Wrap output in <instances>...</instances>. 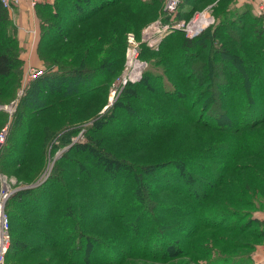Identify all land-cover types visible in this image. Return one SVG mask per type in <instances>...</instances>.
<instances>
[{"label": "trees", "instance_id": "16d2710c", "mask_svg": "<svg viewBox=\"0 0 264 264\" xmlns=\"http://www.w3.org/2000/svg\"><path fill=\"white\" fill-rule=\"evenodd\" d=\"M236 3L183 0L175 21H188L208 8L216 22L191 39L180 30L168 34L156 54L143 48L142 59L164 72L149 68L124 96L127 103L116 102L105 115L90 118L83 111L93 108L89 102L101 98V84H106L101 80L103 43L113 46L105 58L119 56L106 73L117 72L125 33L138 32L136 19L149 17L145 11L153 5L148 0H55L36 6L50 10L43 14L42 43L56 47L107 9L124 10L109 19L105 30L75 37L84 47L70 52L66 43L61 53L50 52L47 61L58 70L34 80L10 124L17 127L8 136L0 169L15 177L16 185L28 187L14 191L6 202L8 264L44 247L51 254L34 264H126L130 258L156 257L165 262L187 257V264L250 262L251 251L264 239L263 223L254 217V197L257 192L264 197V22L236 9ZM13 25L0 0L2 107L13 99L21 78ZM94 74L93 87L83 80L69 82ZM64 98L73 109L82 98L88 105L71 114L60 101ZM40 114L60 120L56 132L69 129L61 137L65 140L68 132L98 119L87 127L84 142L55 161L48 180L34 185L39 171L24 173L23 165H43L47 159L49 140L32 144L31 138ZM8 122L0 109V133ZM20 131H25L21 139L16 136ZM173 131L183 133L180 141L172 154L161 153L160 140ZM115 138L126 139L123 150L110 144ZM31 152L40 159H32ZM196 171L206 178L201 196L193 191ZM32 233L31 241L25 239Z\"/></svg>", "mask_w": 264, "mask_h": 264}, {"label": "rangeland", "instance_id": "374dc122", "mask_svg": "<svg viewBox=\"0 0 264 264\" xmlns=\"http://www.w3.org/2000/svg\"><path fill=\"white\" fill-rule=\"evenodd\" d=\"M148 1L150 4L152 3L153 5V7L148 8L145 11L147 15H149V17L144 18L143 16H140L139 18L136 19L135 26L138 29V32L128 30L125 33L124 50L120 58V64L122 65L117 67L118 68L117 72L116 71L112 72L113 71L112 70L111 72L106 73L107 69L111 68V66H115L111 63V61L117 62L119 60V56L113 57V59H110V60H108V58H105V57H109L113 49V46H110L107 43H103V46H102L103 50H101L100 52V57L102 59L101 62L103 63L102 65L103 75H102L101 80H104L106 84H103V83L101 84L102 92H103L101 98L98 100L96 99L95 102L94 101L89 102L91 107L93 108L83 111L85 117L90 118L94 114H97L98 117H100V116L105 115V113H107L110 110V108L114 106L116 102H121L124 100L125 103H127V101L124 99V96L127 94L128 90H130L132 86L140 83L141 80H143V77H145L149 68L155 71H159L158 73L164 72V67L162 68L161 66L160 67L157 66L153 68L149 66L150 63H148V61L142 59L143 48L146 47L150 49L151 52L156 54L159 52L160 44L167 37V35L164 36L162 40L158 43V45H155V46H153L149 42V40H146V35L144 36L145 31L150 26H152L154 23H156L158 20L164 19V12L162 8L163 6H162L161 0H148ZM54 2L55 0H42L40 4L41 5L53 4ZM42 9L43 7L42 8H38V7L32 8L31 10L32 13L28 16L27 23H30V25H28L29 26L28 29H30L31 31H36L37 33L35 36V39L32 36L31 41L30 40L26 41L29 38V35L25 34L24 31L21 32V30L19 29L23 25H21V23H18L17 18L15 17L16 9L14 10L13 14L10 15L12 18V22L14 24L13 27L17 31L16 38L18 40V45H19L18 47L20 50V58H21L22 64H21V72H20L21 78H20L19 87L18 89H16L13 99L6 105H3V109L6 111L9 117V122L6 123L5 128H7V132H9L10 127H11V131L9 135H6L7 139L5 138L4 144L0 148V168L2 167V164H4V160L2 159V154H3V151L6 150L7 148L6 144H9L8 136L12 135L13 133L12 130L15 129V127H17V124L13 125L12 123V126L10 124L13 118L15 117V115L17 116L20 105H22L24 102L27 101V98L29 97V94L31 93V88L33 86V83L35 82L34 80L36 81L41 80L47 74L54 73L56 72V70H58V68H56L58 67L57 65H53V64L51 65L47 61V57L50 58V52H55V53L60 52L61 53V50L63 49L64 44L66 43H70L71 45L70 48H68L70 52L74 51V49L78 50L84 47L85 44L76 42L75 39L77 38L75 37L90 35L93 32V30H96L97 32L98 28H100V32L102 30H105L107 28L109 19L110 18L113 19L117 15V13L123 12L124 10L123 7L121 6L119 7L117 6L116 8H112V9H107L106 11L101 13L98 17H96L90 23L87 22L85 24H81V27L77 29V31L74 33V36L71 39H68L67 41L63 43L61 42L56 47V45L52 46V44L46 45L42 43L43 34H44V28H43L44 23L42 21L43 14L48 15L49 13L50 15V10L48 9L42 10ZM236 9H238L239 11H243V10L249 11L250 14H252L253 16L257 18H261L262 21L264 22V0H243L241 5H239L238 2L236 3ZM210 13L213 16L214 22H216V18H215L216 16L213 14V10L210 11ZM24 26H27V25H24ZM64 33H66V30ZM129 34H133L135 36V41H134L135 44L129 41V38H128ZM185 37L189 38L186 34H185ZM90 38H88L87 41L90 40ZM134 47H135L137 56L131 53ZM132 55H135L134 58L137 59L142 64V68L139 72V75L135 78H132L130 76V73H131L130 57ZM105 61H106V64H104ZM33 69L42 70V74L37 75L35 77H31V75L29 76L30 72ZM96 77L97 75L95 74L94 76L93 75L89 76L88 79L85 77H82L81 79H79L73 76V78L69 79V82L72 84L74 80H83L85 81L84 83L89 82L91 86L93 87L94 84L92 80L96 79ZM79 89H82V88L79 87ZM73 97L75 96H72V98ZM81 100L82 101H78L80 105L76 107L75 109L72 108L73 107L72 102L68 103L67 98L61 99L60 101L63 104H65L66 107H68V109H66L65 111L72 114V113H76L81 105L83 106L88 105L86 100H84L83 98ZM161 103H164V105H169L165 101ZM129 106H130V103H129ZM129 106L127 105L128 109L130 108ZM37 118H38L37 122L34 123L35 124L34 128H32V130H34L31 136L32 144L36 141L40 142L47 138L50 142L49 147L47 149V159L44 161L43 165L30 163L28 165H23V167L26 168L24 173L25 172L27 173L29 171L30 172L39 171V174L37 173V176H36L37 177L36 182L34 181L35 183L33 184L41 185L45 183L50 177V175L52 174L55 161L58 158H60L66 151H68L74 144L82 143L86 140L85 132H86L87 127L92 125L98 118L96 117H95L96 119L93 118L94 119L93 123L90 120L87 123L81 125L79 128V131L74 130L75 132L74 131L68 132L67 133L68 138L66 140L61 137L64 136L63 134L69 131V129H67L66 132H62V131L56 132L58 126L60 125V120L57 117H55L54 115H50V114H46V115L40 114ZM43 129L46 132L45 134H43L42 132ZM51 130L54 132L53 134L50 132ZM23 133H25V131H22V132L20 131L16 133V136L20 137L21 139L24 137ZM182 135L183 133H181L180 131H173L168 136L162 138L159 143L160 148H161L159 149L161 150V153H164L162 150L164 149L166 151V154L167 153L172 154L173 149L177 146ZM189 137H192V134H190ZM115 139L116 140L111 141L110 144H112L118 151L123 150L125 147L126 139H120V138H115ZM184 146H185L184 148L186 149L187 145L185 144ZM190 146L193 147L194 142H191ZM31 149H34V148L31 146ZM26 156L28 157V154ZM31 158L35 160L40 159L39 157H34L32 152H31ZM169 162L170 161H168L167 163ZM215 163L223 164L224 162L222 163L219 160L218 161L215 160ZM17 167L19 166L17 165ZM260 169L264 170V163H262V165L260 166ZM196 172H197L196 173L197 175L195 176L197 177H196V180L193 181V184H194L193 191H195L199 196H201L203 193L204 182H206L205 181L206 178L203 179L204 176L202 173H200V171H196ZM241 172H244L243 174H246L247 172H249V170L239 171V173ZM0 174L2 176L4 174L1 171V169H0ZM4 176L8 181L7 184L10 185V189L12 193L14 191L17 192L20 189H27L28 186L23 183H21L20 185H16L15 177L9 176L8 174L7 175L4 174ZM32 176H34V174H32ZM129 178L133 179L131 177ZM2 185L3 184L0 181V189H2L1 188ZM106 188L110 189L111 186L108 184ZM254 198H255L256 203H258V209L254 210V217L262 221L263 228H264V197L260 196V193L257 192ZM105 226L103 228H105ZM22 232L23 230L20 229L19 233H22ZM24 232L26 231L24 230ZM32 235L33 233L26 235L25 239H27L28 241H31L33 238ZM31 253H32L31 251H28L26 252L25 255H20L16 259L17 261H13L11 262V264H34L36 261L47 260L48 256L51 254V251L49 248L44 247L39 252V254L31 256L30 255ZM240 253H241V250L239 249L237 251V254H240ZM230 258H233V257H230ZM132 259L133 258L128 259L126 261V264H132V263L134 264H187L186 262L187 260H189V258L187 257L181 258L175 261H169V262H165L160 257H156L155 259L152 258L153 260H141V259L132 260ZM229 261L230 262L226 264H237V263L239 264H264V239L258 242L255 248L251 251L250 262L249 261L240 262L236 259L235 260L229 259ZM103 264H112V263H103Z\"/></svg>", "mask_w": 264, "mask_h": 264}, {"label": "built area", "instance_id": "2783aa9c", "mask_svg": "<svg viewBox=\"0 0 264 264\" xmlns=\"http://www.w3.org/2000/svg\"><path fill=\"white\" fill-rule=\"evenodd\" d=\"M5 8L9 11L10 15L13 14L14 10L26 3L30 8H35L42 0H1ZM183 0H162L164 19L158 20L152 26H150L144 33H150L153 39L149 42L155 46L162 40V38L176 30L184 32L189 38H194L200 35L205 29L213 25L214 19L209 9L197 11L193 14L188 22L186 21H175V17L179 10ZM33 38L35 39L36 31H31ZM129 41L133 44L135 36L133 34L128 35ZM133 54L137 56L135 47L132 49ZM42 74V70L33 69L29 76L35 77ZM0 109H3L0 106ZM7 135V128H4L0 133V148L4 144ZM2 189L0 191V264L7 263V255L11 245V234H10V221L5 206L8 198L12 194L10 185L5 177L1 176Z\"/></svg>", "mask_w": 264, "mask_h": 264}, {"label": "crops", "instance_id": "0c3cea01", "mask_svg": "<svg viewBox=\"0 0 264 264\" xmlns=\"http://www.w3.org/2000/svg\"><path fill=\"white\" fill-rule=\"evenodd\" d=\"M242 1L243 0H237L239 5L242 4ZM31 10H32V8H30L26 3H24L20 7L16 8V13H15V17L17 18L18 23H21V25H23L19 29L21 30V32L24 31L25 34L29 35V38L26 41H29V40L31 41V39H32L31 30L28 29V27H29L28 25H30V23H27L28 16L32 13ZM24 25H27V26H24ZM0 181H1V176H0Z\"/></svg>", "mask_w": 264, "mask_h": 264}, {"label": "bare ground", "instance_id": "6f19581e", "mask_svg": "<svg viewBox=\"0 0 264 264\" xmlns=\"http://www.w3.org/2000/svg\"><path fill=\"white\" fill-rule=\"evenodd\" d=\"M145 35H146V40H149V39L152 40L153 39V36L150 33H147ZM134 57H135V55H132L130 57V65H131L130 76L132 78L137 77L139 75L141 68H142V64L137 59H135Z\"/></svg>", "mask_w": 264, "mask_h": 264}]
</instances>
